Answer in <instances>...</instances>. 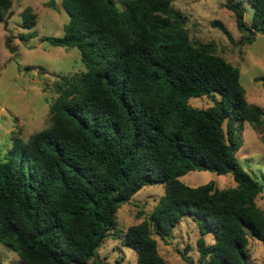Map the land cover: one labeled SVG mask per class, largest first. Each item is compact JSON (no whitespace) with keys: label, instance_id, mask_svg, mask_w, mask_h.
<instances>
[{"label":"trees","instance_id":"obj_1","mask_svg":"<svg viewBox=\"0 0 264 264\" xmlns=\"http://www.w3.org/2000/svg\"><path fill=\"white\" fill-rule=\"evenodd\" d=\"M245 1L253 9L249 24L243 0H225V7L250 43L256 32L264 35V0ZM124 4L61 0L63 34L42 40L76 49L85 69L58 82L50 124L27 140L13 136L0 158V242L28 264H87L112 235L139 264H168L153 236L165 242L189 215L199 220L198 264H250L248 237L264 244V207L256 204L263 185L234 154L243 123L260 128L264 109L247 103L240 69L213 42L191 40L188 17L172 0ZM10 7L11 0H0V19ZM21 24L35 26L31 7ZM211 24L229 35L219 20ZM255 80L264 88V76ZM212 93L219 99L209 107L187 103ZM195 170L231 173L236 185L191 187L179 179ZM155 183L165 193L151 213L119 229L121 204ZM209 232L211 245L203 238Z\"/></svg>","mask_w":264,"mask_h":264},{"label":"rangeland","instance_id":"obj_2","mask_svg":"<svg viewBox=\"0 0 264 264\" xmlns=\"http://www.w3.org/2000/svg\"><path fill=\"white\" fill-rule=\"evenodd\" d=\"M125 0H115L119 9L125 7ZM172 4L188 17L187 29L193 42H213L216 53L240 69L241 84L249 105L264 109V35L256 32L250 43L244 40V33L236 27L235 16L225 7V0H172ZM245 21L250 23L252 7L243 0ZM27 6L36 14V24L31 29L22 28L21 12ZM219 20L227 29L226 35L212 26ZM67 14L61 0H11V7L0 19V158L10 147L11 138L19 136L27 140L33 133L50 124L49 106L57 95V84L63 77H71L85 68L79 60L76 49L66 50L52 46L42 40L44 36H61ZM33 33L28 40L19 39L20 33ZM247 33V32H246ZM11 37L10 52L6 47ZM31 66V70H24ZM219 99L217 94L189 97L187 103L193 107L206 108ZM264 120V119H263ZM227 120L223 123L227 131ZM264 122V121H263ZM237 121L233 127H237ZM241 146L234 156L236 162L254 179L263 185V191L256 197V204L264 207V123L260 128L244 122L240 132ZM188 186L196 187L213 182L218 189L236 185L231 173L218 175L212 171H189L179 178ZM163 183L142 187L129 201L121 204L116 213L117 227L125 230L129 225L142 221L151 213L158 199L164 195ZM199 220L192 216L182 217L172 228L166 241L153 236L157 241L159 254L168 264H198L199 253L196 240L199 236ZM206 244L214 243V235H204ZM246 249L250 264H264V244L248 237ZM184 253V255H183ZM0 264H28L16 252L0 242ZM87 264H139L136 252L122 244L120 238L108 236Z\"/></svg>","mask_w":264,"mask_h":264}]
</instances>
